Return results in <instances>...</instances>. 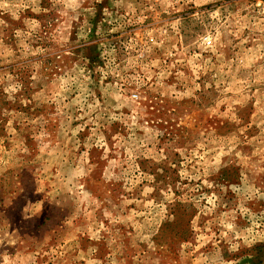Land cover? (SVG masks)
<instances>
[{
	"label": "rangeland",
	"instance_id": "obj_1",
	"mask_svg": "<svg viewBox=\"0 0 264 264\" xmlns=\"http://www.w3.org/2000/svg\"><path fill=\"white\" fill-rule=\"evenodd\" d=\"M0 264H264V0H0Z\"/></svg>",
	"mask_w": 264,
	"mask_h": 264
},
{
	"label": "built area",
	"instance_id": "obj_2",
	"mask_svg": "<svg viewBox=\"0 0 264 264\" xmlns=\"http://www.w3.org/2000/svg\"><path fill=\"white\" fill-rule=\"evenodd\" d=\"M207 44L210 45V44H211V41L209 40V41L207 42ZM136 96H137V95H135V97H136Z\"/></svg>",
	"mask_w": 264,
	"mask_h": 264
}]
</instances>
